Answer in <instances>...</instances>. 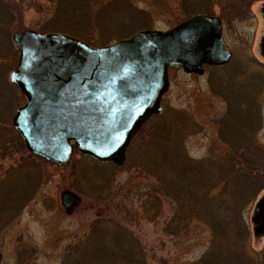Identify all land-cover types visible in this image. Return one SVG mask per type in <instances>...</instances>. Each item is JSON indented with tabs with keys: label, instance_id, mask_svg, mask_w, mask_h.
Here are the masks:
<instances>
[{
	"label": "rangeland",
	"instance_id": "1",
	"mask_svg": "<svg viewBox=\"0 0 264 264\" xmlns=\"http://www.w3.org/2000/svg\"><path fill=\"white\" fill-rule=\"evenodd\" d=\"M3 1L4 8L10 10L7 14L4 10V15L17 18L11 25L15 32L4 31L0 41L2 264H86V259L89 264H212L210 258L225 244L248 254L244 255L247 263L264 264V236L255 235L252 222L264 190L255 198L258 189L247 190L250 196L228 189L224 181L220 182L219 163H211V180L205 191L200 180L192 183V170L190 176H178L186 162L194 164L196 171H204L198 168L206 167L212 157L220 161L217 156L227 150L212 122L213 117L225 113L226 104L211 93L209 71L197 76L182 69L170 70V89L162 102L164 114L139 133L141 141L147 140L152 149L157 139V144L164 145L159 155L154 152L158 162L174 155L163 168V163L159 169L145 166L147 161L137 152V146L128 151L122 166L102 164L76 148L67 164H50L29 152L13 123L17 110L25 105L18 87L10 82L20 57L15 33L32 30L44 35L64 34L85 43L93 40L95 43L88 44L99 48L142 30L173 29L201 13L200 8L192 10L197 0H109L105 7L93 11L100 15L98 23L87 26L69 21L66 10L58 12L43 0ZM63 1L64 9L70 10V2L76 0ZM212 1V13L222 16L223 6L232 11L239 0H221V5L218 0ZM263 3L256 0L248 4L251 20L235 24L226 33V44L234 55L244 53L263 61L259 56L264 36ZM187 6L190 12H186ZM248 6L243 7L242 15L250 11ZM261 100L264 104V95ZM256 140L264 147V110L263 129L257 132ZM166 151L171 153L165 156ZM66 190L80 199L72 211L61 203ZM243 202H249L245 209L241 207ZM207 207L240 211V226L246 224L244 232L232 225L227 234L220 233L211 221L213 214L205 212ZM97 222L102 226H92ZM90 234H100L103 241Z\"/></svg>",
	"mask_w": 264,
	"mask_h": 264
},
{
	"label": "water",
	"instance_id": "2",
	"mask_svg": "<svg viewBox=\"0 0 264 264\" xmlns=\"http://www.w3.org/2000/svg\"><path fill=\"white\" fill-rule=\"evenodd\" d=\"M13 39L20 57L10 78L26 100L13 123L29 152L52 164H67L76 148L96 161L122 166L133 138L162 112L168 70L202 75L204 65H221L231 57L219 18L200 15L102 48L32 30ZM61 203L72 211L80 199L66 190ZM262 205L264 199L256 223L264 214ZM1 259L0 254V264Z\"/></svg>",
	"mask_w": 264,
	"mask_h": 264
},
{
	"label": "trees",
	"instance_id": "3",
	"mask_svg": "<svg viewBox=\"0 0 264 264\" xmlns=\"http://www.w3.org/2000/svg\"><path fill=\"white\" fill-rule=\"evenodd\" d=\"M43 1L46 3V5L49 6V8L58 9L57 10L58 12L59 11L62 12L63 10H66L65 12H67L68 15L70 16L69 21L76 22L78 26L80 22H82L83 25L87 26L100 20L99 19L100 15L98 14L94 15L93 11H99L101 7L103 8L107 4H109V0H76L75 2H70L71 8L70 10H68V9H64L63 6L65 5V3L63 0H43ZM3 2H4L3 0H0V41H2L3 39L4 31L7 30V32L10 31L15 32L14 29H11V25L15 22L17 18V17L14 18L13 14L6 15L7 13H10V10L8 8H4L5 5L3 4ZM254 2H256V0H239L236 3L235 7L232 8V11L235 10V11L243 12V7H245V5L248 6V4ZM189 7L190 6H187L188 11H186V9L184 11L190 12L191 7L190 8ZM44 8H47V6H45ZM206 9L207 12L212 11L210 6H208V8ZM222 9L226 10V8L224 7ZM4 10L6 13L5 15H4ZM18 12L17 15L19 16ZM238 17H242V16H238ZM225 20L229 21V18ZM67 28H69V26ZM86 41L88 43L89 42L95 43L93 40L87 39ZM230 89L232 91H236V89L234 88H230ZM252 90L253 87L249 88L248 85H245L243 87V91L241 88L237 87V91L234 97L230 96L225 99L229 108L228 113L220 120L216 121L219 127L218 129L219 139L228 146V152L223 156H217V159H220V161H213L214 157H212L211 159H209V161H206L207 163L206 167L198 168V170L204 169V171L198 172L195 170L194 164H192L191 162H186V164H183L182 168L179 169L178 176L181 177L190 176L188 173L192 170V183L193 181H195L194 183H196L200 180L199 182L202 183L201 190L205 191L208 188L207 182L211 180L208 177L211 174V168L213 166L211 163H219L218 169L220 172V176H219L220 182L224 181L225 186L229 187L228 189L237 191L238 193L241 194L245 191L246 196L251 195L250 193L247 192V190L253 188L254 192H256V190L258 189L257 192L255 193V198L262 191V189L264 190V182L262 181L264 180V147L258 145V143L256 142V134L258 131H260V127L262 124V116L260 109H258L257 107L256 98L254 96H251ZM156 118L159 117H155L153 119ZM196 131L193 133L194 135ZM137 139L139 140V143L142 145L137 143L138 141ZM146 141L145 142L141 141L138 134V136L133 141L129 151L134 150V148H136L137 146L136 150H138L137 152H139V154L140 153L144 154L145 156L144 160L147 161L145 166H147L148 168L152 166L155 169L156 168L159 169L158 166L161 163H163L161 164L163 168L164 165L168 164V160L174 158L173 155L172 157L161 158L162 161L160 160L158 162L155 153H158L159 155V152H162L163 149H165L164 145L157 144L159 142V140L157 139L156 142L154 143L152 142L153 145H155L152 149L150 147V144H148V142ZM170 153L166 151L165 156ZM151 154L153 156H151ZM179 155L180 154H177V156ZM137 158L139 157L137 156ZM180 165H182V163ZM214 167L217 166L214 165ZM219 172L216 171V173ZM227 173L230 176L227 175ZM224 178H227L228 180H225ZM230 178L232 179L231 187L229 180ZM193 189L195 190L196 188ZM192 203H194V200H192ZM248 203L249 202H243L241 204V207L245 209ZM157 208L158 210L160 209L159 205L157 206ZM199 210L200 208L198 209V212ZM214 211L216 212L214 213ZM205 212L213 214V219L211 221L214 222V225L218 228L220 233L222 232L223 234L224 232L227 234L231 229L232 225H237L238 228L241 230V232H244V228L246 224L243 223L244 225L242 227L240 226L241 225L239 223L241 220L239 217L240 211L236 212L234 209H214L213 207H207L205 209ZM222 212L227 213L228 216L223 214ZM223 221L226 222L228 225L224 224ZM92 226H102V225L100 224V222H97V223H93ZM89 236L95 239H97L96 237H98L101 239V241H103L100 234L98 235L90 234ZM119 237L116 238L120 239L121 237L120 238ZM95 242L99 244V241H95ZM223 248L224 249H222L221 251L219 250L214 255H212V258H210L211 260H214V263L212 264H249L246 262V259L244 258V255H248V254L246 253L244 254V252L241 253L234 251L233 250L234 245L225 244ZM88 261L89 260L86 259L84 263L89 264ZM77 262L80 263V260H77Z\"/></svg>",
	"mask_w": 264,
	"mask_h": 264
},
{
	"label": "flooded vegetation",
	"instance_id": "4",
	"mask_svg": "<svg viewBox=\"0 0 264 264\" xmlns=\"http://www.w3.org/2000/svg\"><path fill=\"white\" fill-rule=\"evenodd\" d=\"M220 1L221 0H218L219 5H221ZM193 2L194 3L192 4V10L196 11L197 8H200L201 13L195 14L192 17L200 15V16H209V17L219 18V20L221 22V27H222V37H223L224 48L226 51H229L231 53V57L226 63L221 64V65H204L202 75L192 73V75L204 76L205 73L207 71H209V74L211 73L210 77H209V82H210V86H211V89H210L211 93L215 97L223 100L224 103L226 104L225 113L221 114V116H217V117L212 118L213 124L217 126V135H218L219 127H218V124L216 123V121L220 120L222 117H224V115L228 113V109H229L228 104L225 101V99L230 97V96L234 97V95L237 91V87L241 88L243 91V87L245 85H248L249 88L253 87L251 96H254L256 98L257 107H258V109H260V112H261L262 124H261L260 130H262L263 129V110H264L263 107H264V104L262 103L261 97L264 95V62H263L264 61V36L261 38L260 44H259V56L261 58H263V61H261L258 58H254L251 55L244 54V53H242V56H241V54L236 56L233 54V52L229 49L228 45L226 44V38H227L226 33L228 31L230 32V30H232V28L234 27L235 24L243 23V22H247V21L251 20V6H249V8H248V10H250V11H247L244 15H242L243 12H240V11L222 10L223 15L217 16V15L213 14L212 11L211 12L206 11L207 10L206 8H208V6H210L212 8V3H213L212 0H200V1L197 0V1H193ZM260 12L262 13V16L264 17V3L261 6ZM238 16H242V17H238ZM227 18H229V21L225 20ZM215 76H217V77H215ZM230 88H234V89H236V91H232ZM254 88H255V90H254ZM166 93L164 94V96L166 95ZM164 96H163V98H164ZM163 98H162V102H163ZM162 102H161L162 112L158 115H153L152 117H150L149 120L143 125L142 128H144L153 118H155V117L160 118L164 114ZM192 117H193V115H192ZM196 123H195V125H197ZM137 136H138V134H137ZM218 138H219V136H218ZM256 142H257V140H256ZM221 143L223 145H225L227 148V150L224 154H222V155L219 154L220 156H223L228 152V146L226 144H224L222 141H221ZM258 145H259V143H258ZM131 146H132V144H130V146L128 147V151L130 150ZM127 155H128V153L126 154V160H127ZM263 199H264V197L261 200H263ZM259 203H257V205H256V210L259 209V207H258ZM256 213H257V211H256ZM256 213H255V215H256ZM261 217L262 218L259 219L258 223H256L253 221V219L255 218V216H254V218L252 219V222L255 225L254 229L259 228V230H261L259 235L264 236V214H262ZM1 257L3 259L2 254H1ZM2 259H1V264H2Z\"/></svg>",
	"mask_w": 264,
	"mask_h": 264
}]
</instances>
